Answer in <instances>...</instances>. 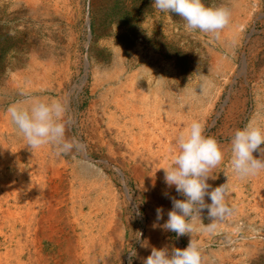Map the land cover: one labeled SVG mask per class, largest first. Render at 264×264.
Instances as JSON below:
<instances>
[{
  "label": "rangeland",
  "instance_id": "374dc122",
  "mask_svg": "<svg viewBox=\"0 0 264 264\" xmlns=\"http://www.w3.org/2000/svg\"><path fill=\"white\" fill-rule=\"evenodd\" d=\"M202 2L229 12V23L219 34L187 30L182 18L156 10L152 0H0V175L24 139L7 115L12 104L59 101L66 129L84 144L82 122L95 119L104 129L109 116L119 115L112 102L132 99L143 111L138 119L146 117L149 132L161 143L152 142L155 151L175 145L180 133L199 121L223 152L208 180L209 191L227 183L226 203L234 210L214 233L205 230L211 222L207 210L195 222L192 239L202 251V264H264V171L240 180L230 165L234 132L246 125L264 131V0ZM253 156L260 159L261 153ZM88 159L79 148L66 160L77 164L82 176H102L98 184L105 200L112 193L125 200L122 182L101 158ZM163 163L160 154L156 170H149L153 202L144 198L139 184L129 189L136 206L124 210V247L113 264H142L152 247L162 249L164 236L171 248L183 250L189 244L190 235L177 237L159 226L172 210L169 197L184 199L157 173ZM205 202L211 203L207 196ZM119 206L121 211L125 205ZM157 208L163 209L160 221ZM39 237L30 236L28 246ZM145 240L148 248L141 247ZM18 249L15 241L6 244L0 256L13 257Z\"/></svg>",
  "mask_w": 264,
  "mask_h": 264
},
{
  "label": "bare ground",
  "instance_id": "6f19581e",
  "mask_svg": "<svg viewBox=\"0 0 264 264\" xmlns=\"http://www.w3.org/2000/svg\"><path fill=\"white\" fill-rule=\"evenodd\" d=\"M112 103L119 115L109 116L104 129L95 119L82 122L84 128L80 134L85 143H80V151L86 161H91L89 157L101 158L107 169L122 182L125 200L120 201L113 193L105 200L98 184L102 176H90L86 172L87 175L82 176L78 165L71 166L66 160L72 152L57 155L54 145L33 150L23 139L8 155L11 163L0 175V250L14 241L19 247L13 257L0 256V264H113L111 260L119 258L127 226L124 210L127 205L131 209L136 206L128 194L129 189L139 184L144 198L153 202L155 191L149 170H156L155 160L160 154L164 155L162 168L168 167L176 144L168 143L162 151H155L152 142L161 143L149 132L146 117L138 119L143 111L132 99ZM66 138L72 139L67 129ZM169 138L173 137L169 135ZM157 173L164 180V170ZM212 173L213 170L210 175ZM9 181L10 184L5 185ZM33 181L34 185L29 183ZM153 197L159 203V199ZM119 205H125L121 211ZM30 236L41 238L28 246ZM164 237L160 242L162 249L171 252L176 247L171 248L170 240Z\"/></svg>",
  "mask_w": 264,
  "mask_h": 264
},
{
  "label": "clouds",
  "instance_id": "9594fccd",
  "mask_svg": "<svg viewBox=\"0 0 264 264\" xmlns=\"http://www.w3.org/2000/svg\"><path fill=\"white\" fill-rule=\"evenodd\" d=\"M152 5L156 10L182 18L189 31L219 34L229 23L230 14L226 9L206 7L202 0H152ZM7 115L30 149L54 145L56 154L60 155L81 147L75 138H66V124L62 122L65 108L59 101L36 99L30 107L12 104L7 109ZM262 144L264 131L259 127L246 125L234 132L230 139V165L238 179L244 180L264 171ZM175 148L170 165L161 169L164 170V182L168 188L174 187L184 199L169 197L172 210L167 213V221L159 226L177 237L190 235L191 239L183 250L173 248L169 252L167 248L152 247L151 254L142 259V264H202V251L192 239L195 222L201 220V213L207 210L211 222L205 226V230L214 233L218 224L234 213L226 203L229 191L227 183L209 191L211 185L208 180L213 179L210 173L222 163L223 152L216 139L204 134L202 123L192 121L178 136ZM257 151L261 153L260 159L253 156ZM206 196L211 203L205 202ZM162 219L163 209L157 208L156 220ZM153 227H157V224ZM141 247L148 248V241L145 240ZM130 253L132 257L136 256L135 251Z\"/></svg>",
  "mask_w": 264,
  "mask_h": 264
}]
</instances>
